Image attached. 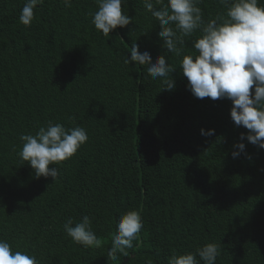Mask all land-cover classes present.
<instances>
[{"label": "trees", "instance_id": "trees-1", "mask_svg": "<svg viewBox=\"0 0 264 264\" xmlns=\"http://www.w3.org/2000/svg\"><path fill=\"white\" fill-rule=\"evenodd\" d=\"M24 3L0 0V239L38 264H167L173 252L195 254L208 243L221 250L215 264H264V149L241 140L248 130L231 119V100L187 89L182 56L163 47L143 0L122 4L132 22L108 36L91 23L96 0H43L27 26L19 21ZM197 6L205 22L227 11L219 0ZM198 35L185 37L183 54H197ZM134 44L175 66L172 90L147 65L124 63ZM48 122L88 135L73 157L49 166L55 180L36 178L18 155L20 137ZM130 210L143 227L127 255L109 259ZM85 215L99 247L64 231L69 218Z\"/></svg>", "mask_w": 264, "mask_h": 264}, {"label": "clouds", "instance_id": "clouds-1", "mask_svg": "<svg viewBox=\"0 0 264 264\" xmlns=\"http://www.w3.org/2000/svg\"><path fill=\"white\" fill-rule=\"evenodd\" d=\"M201 0H167L163 7L154 6L153 0H143L144 8L151 12L159 22L157 35L163 40L168 52L182 56L180 70L187 78V89L196 98L210 97L212 100L227 98L231 100V119L236 126L248 130L241 140L264 149V7L260 0H219L227 8L226 14L205 22ZM43 0H25L19 21L30 25L34 19V9ZM65 7H71V0H63ZM98 10L92 14L91 23L108 36L117 27L124 28L132 22L127 12H122V4L128 0H96ZM162 4L163 0H156ZM199 35L192 40L195 55L183 54L185 37ZM134 62L147 65V74L153 79L164 78V89L172 90L175 81L170 74L176 70L166 62L164 55L153 61L148 51L141 52L137 44L126 57L125 64ZM254 89V90H253ZM202 135H213L214 130ZM18 153L22 161L30 164L36 178L51 177L55 180L59 171L49 167L73 157L86 143L88 135L83 127L65 128L60 123L48 122L39 128L35 135L25 134ZM233 158L245 148L243 143L235 145ZM143 227L141 215L136 210L122 214L117 223L107 257L115 259L118 253L127 255L126 250L133 247ZM66 235L76 244L85 248L99 247L101 241L92 229V219L85 215L80 222L69 218L63 224ZM218 245L208 243L196 249V253L177 254L173 252L167 264H199L197 256L204 264H215L220 254ZM0 264H38L35 255L26 251H13L12 245L0 239Z\"/></svg>", "mask_w": 264, "mask_h": 264}]
</instances>
